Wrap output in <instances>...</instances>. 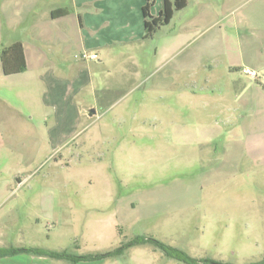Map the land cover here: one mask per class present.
I'll return each instance as SVG.
<instances>
[{
    "label": "rangeland",
    "instance_id": "374dc122",
    "mask_svg": "<svg viewBox=\"0 0 264 264\" xmlns=\"http://www.w3.org/2000/svg\"><path fill=\"white\" fill-rule=\"evenodd\" d=\"M0 3L26 12L27 0ZM221 3L186 0L147 39L141 22L131 19L125 43L112 47L129 55H117L97 73L99 101L89 109L95 114L80 117L75 128L65 120L59 135L52 109L43 106L42 86L11 84L0 69V98L13 90L18 96L5 109L16 117V131L0 136V178L12 179L13 190L0 199V217L11 207L18 215L1 228L8 244L81 256L112 252L142 236L197 260L264 259V152L245 140L250 121L236 101L242 86L230 83L227 69L246 48L264 59V39L251 6L240 8L236 30L232 19L219 23ZM161 7L162 0H154L150 13L157 16ZM241 13L250 17L247 25L239 24ZM3 16L0 46L14 37ZM95 54L99 60L79 54L76 61L99 65L101 53ZM241 70L236 76L243 83H256ZM258 125L264 130V121ZM7 141L11 152L3 148ZM76 264L183 263L143 245Z\"/></svg>",
    "mask_w": 264,
    "mask_h": 264
},
{
    "label": "crops",
    "instance_id": "0c3cea01",
    "mask_svg": "<svg viewBox=\"0 0 264 264\" xmlns=\"http://www.w3.org/2000/svg\"><path fill=\"white\" fill-rule=\"evenodd\" d=\"M135 2L136 0H53V2L46 0L39 3L38 0H27L26 12L23 15L16 11L15 5L11 8L8 3V7L6 3H0V13L5 14L3 25L7 32L14 36L10 38L7 36L8 41L2 43L0 49L20 43L26 65L24 72L3 75V78L11 84L25 81L26 86L36 84L42 86L41 100L46 109L51 108L53 111L52 128L56 135L62 132L65 120L69 119L72 121L71 126L77 127L80 117L85 116L92 108L90 103H98L96 88L101 84L98 80L100 74L97 73L104 70L109 60L116 58L117 55L121 54L123 57L129 55L128 51H116L112 47L125 43L124 38L128 34L131 19L141 22L144 30L141 12L144 2L141 0L138 4ZM245 4L251 6L250 17L260 27L256 30L259 38L264 39V0H222L220 5L222 18L219 23L232 19L234 29L238 30L239 27L236 25L238 21L235 18ZM239 15H241L239 24L247 25L250 17L244 13ZM18 31L19 36H16ZM96 51L101 53L99 65L90 66L76 61L79 54ZM239 54L238 60L235 59L236 62L233 61L227 66L231 76L230 83L239 82V87L242 86V90L236 94V101L245 114L241 115L242 119L250 121L246 125L245 140L249 142V147L253 151L264 152V134L263 138L259 135V131L264 133L263 125H258L264 121V59L247 48L245 52L240 50ZM242 68L257 73V78L249 77L256 82L255 84L246 85L236 76ZM11 93L13 94H9L8 97L0 98V136H12L14 134L11 133L16 131L11 128V123L16 117H11L9 112H5V109H10L11 103L16 101L15 97H18L16 90ZM22 122L23 130L30 126ZM44 130L46 134L49 130L47 124ZM32 131L31 128L27 129L28 134ZM57 144L63 146L61 141H56ZM3 148L7 152L14 150L9 141ZM11 180L0 178V199L12 195ZM16 216L18 215L14 207H11L0 217V248H12L9 242H6L7 238L1 232V228ZM48 260L46 257L20 254L0 258V264H50Z\"/></svg>",
    "mask_w": 264,
    "mask_h": 264
},
{
    "label": "trees",
    "instance_id": "16d2710c",
    "mask_svg": "<svg viewBox=\"0 0 264 264\" xmlns=\"http://www.w3.org/2000/svg\"><path fill=\"white\" fill-rule=\"evenodd\" d=\"M153 4L154 0H144V4L141 8L144 26L143 39L151 37L161 26L169 24L173 17L174 11L181 10L186 6V0H173V2H171V0H162V7L157 16H153L150 13ZM0 63L1 71L4 76H10L24 72L26 65L24 61L22 45L20 43H14L8 47H2L0 49ZM143 245H151L155 249L160 250L165 256L183 264H222L209 259H193L176 248L168 246L155 239L145 238L142 236L135 237L126 245L118 248L117 250L104 254L74 256L66 252H53L36 247H12L0 248V258L26 254L76 264L78 262H93L103 260L107 257H115L121 255L125 249H128L132 246ZM250 264H264V259L260 262Z\"/></svg>",
    "mask_w": 264,
    "mask_h": 264
},
{
    "label": "built area",
    "instance_id": "2783aa9c",
    "mask_svg": "<svg viewBox=\"0 0 264 264\" xmlns=\"http://www.w3.org/2000/svg\"><path fill=\"white\" fill-rule=\"evenodd\" d=\"M81 59L83 60H97L98 56L95 53H82L81 55ZM245 75L251 77L252 79H255L257 77L256 73L254 71H251L249 69L244 68L242 71Z\"/></svg>",
    "mask_w": 264,
    "mask_h": 264
},
{
    "label": "water",
    "instance_id": "95a60500",
    "mask_svg": "<svg viewBox=\"0 0 264 264\" xmlns=\"http://www.w3.org/2000/svg\"><path fill=\"white\" fill-rule=\"evenodd\" d=\"M94 114H95V111H94V110H90V111H89V115H90V116H92V115H94Z\"/></svg>",
    "mask_w": 264,
    "mask_h": 264
}]
</instances>
